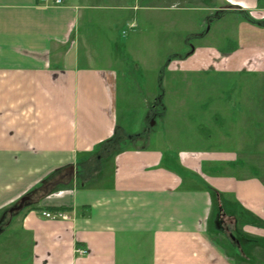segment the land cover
<instances>
[{
	"label": "crops",
	"instance_id": "obj_1",
	"mask_svg": "<svg viewBox=\"0 0 264 264\" xmlns=\"http://www.w3.org/2000/svg\"><path fill=\"white\" fill-rule=\"evenodd\" d=\"M245 9L262 17L264 0H0V264H264V79L239 81L242 108L226 81L199 98L176 90L170 115L164 84L263 74L264 24ZM136 65H157L162 91L130 131L118 84ZM204 98L215 110H185ZM116 132L125 146L81 184L78 167Z\"/></svg>",
	"mask_w": 264,
	"mask_h": 264
},
{
	"label": "rangeland",
	"instance_id": "obj_2",
	"mask_svg": "<svg viewBox=\"0 0 264 264\" xmlns=\"http://www.w3.org/2000/svg\"><path fill=\"white\" fill-rule=\"evenodd\" d=\"M181 13H182L183 17L184 16H192V17H194V15L192 14L193 12L181 11ZM217 32L218 31H217L216 27H214L212 35H215V33H217ZM229 32L232 35L234 33L236 34L237 29L234 28L233 25L229 26ZM212 35H211V37L209 36L208 39L211 40V42H213L215 44V42H217V40L215 41V38L218 37V36L215 35L213 37ZM193 40L196 41L197 39H193ZM161 57L164 60V62H167L168 59H169V56H167V55H161ZM138 66L143 68V70H144V72L146 74V77L143 76L144 73H141V71H136ZM160 73H161V69H159V67H157V65H136L134 67L133 74L130 77V79H131L130 86L126 85L127 80L124 77H120L119 78V84H118V97H119V100H118L119 112H118V114H119V116H118V121H119V123L121 125L126 127L127 130L138 131V130H140L142 128V123H143V120H144V116L143 115L145 114V112L142 110L143 103L145 102L143 99H145V97L147 96V94L149 92L156 93L157 90H159L160 92L162 91L161 87L158 84L159 83V78L158 77H159ZM140 78L144 79V82L148 81V83L151 84L150 86H144V87L141 86L142 91H140V87H138V85H137V83L140 81L139 80ZM190 78L197 79L196 83H195L196 84L195 86H191V85L187 86L180 79H179V81H180L179 84H177V81H175L176 86L168 85L167 82H166L167 80L164 81V84H166L165 85L166 93H167V95H166V97H167L166 98V104L168 106V113H169L168 115L171 114L173 109H176L175 108V102L173 100V97L176 94H178V95L181 94V96H186L187 98L193 97L194 95H196L198 97V95H204L205 93L209 94V92H212L211 90H213V89L217 90L218 88H220V87H217V86L212 87L211 85H214L215 83H217L215 81L222 80L220 82H224L225 83V81H226L225 85H228V87H226V88H228V94L227 95L231 97L230 100L232 102V100L236 99V97H237V99L241 98V96H239V95L241 93H243V88H245V87L239 86V81L240 80H244V79H246V80H256V79L260 80V79H264V73L260 74V72H259V73H254L253 74V73H248V72H241V73L235 74V73L215 72V71H212V70H208L201 77L200 76L199 77L198 76H192ZM205 79L213 80V82H211L210 85H207V86H204V87H200L198 85L199 84L198 81L202 82ZM176 90H177L178 93L175 94ZM205 90H206V92H204ZM239 92H240V94H239ZM128 93L136 96L133 99L132 103H131L132 105H135L134 112H132L133 115L131 117H128L127 116L128 113L126 111L124 112L122 110L123 109V104L125 103V98L124 97L126 95H128ZM225 93H227L226 90H225ZM202 100L203 101H201V100L200 101L199 100L188 101L186 103L185 110L191 111V112H197V113L208 111L209 107L207 108V105H212L211 101L209 102V99L205 100V98L202 99ZM232 103L237 106V102L236 101H234ZM249 104L252 105L251 103H249ZM236 106L233 107V108H231L230 106H229V108L226 107L225 110L227 108H228L227 110L229 112H231L232 110H237V107H239V105L237 107ZM239 108H242V107L240 106ZM209 110L213 111L215 109H209ZM160 128L162 129V122L160 123ZM188 128L191 129V131H192V134H190L189 136L190 137H194L195 135H193V132L195 130H197V132H199L203 128V126H200L199 123L198 124L195 123V125H190V126H188ZM202 134H205V133H202ZM165 141H167V143H165V145H168V144L171 145L170 143H172L171 137H170L169 140L166 138ZM184 141L187 142V140H184ZM138 142L142 143L143 141L139 140ZM182 143H183V141H182ZM224 205H225L224 206L225 208H229L227 203L224 202Z\"/></svg>",
	"mask_w": 264,
	"mask_h": 264
},
{
	"label": "trees",
	"instance_id": "obj_3",
	"mask_svg": "<svg viewBox=\"0 0 264 264\" xmlns=\"http://www.w3.org/2000/svg\"><path fill=\"white\" fill-rule=\"evenodd\" d=\"M244 13L253 22L264 24V21H257L253 19L251 16L248 15L246 11H244ZM124 138L125 137L122 134L116 132L113 135V137L103 142L102 145L99 147V150H97L93 154L92 156L93 160H91V165L86 164L87 162L84 164V167L82 168L84 169L85 172H83V169L81 170V168L78 167V174H80L81 184H84L94 174H97L100 172L101 166H102L100 161H102L105 158H110L112 155H114L116 152H118L125 146L126 139ZM48 208L51 210H56V209L68 210L69 209L67 207H48Z\"/></svg>",
	"mask_w": 264,
	"mask_h": 264
},
{
	"label": "built area",
	"instance_id": "obj_4",
	"mask_svg": "<svg viewBox=\"0 0 264 264\" xmlns=\"http://www.w3.org/2000/svg\"><path fill=\"white\" fill-rule=\"evenodd\" d=\"M42 5L50 6V5H59L62 3V0H39ZM249 16L257 21H264V16L256 17L253 12L249 9H245ZM42 215L48 219L52 220H69L72 219L71 215L63 210V209H56V210H42ZM76 251L80 254H86L87 250L84 248H78Z\"/></svg>",
	"mask_w": 264,
	"mask_h": 264
},
{
	"label": "water",
	"instance_id": "obj_5",
	"mask_svg": "<svg viewBox=\"0 0 264 264\" xmlns=\"http://www.w3.org/2000/svg\"><path fill=\"white\" fill-rule=\"evenodd\" d=\"M29 199H30L29 195H26V196L22 197L19 205L13 207L11 210L22 208L24 206V204L26 203V201H28Z\"/></svg>",
	"mask_w": 264,
	"mask_h": 264
},
{
	"label": "flooded vegetation",
	"instance_id": "obj_6",
	"mask_svg": "<svg viewBox=\"0 0 264 264\" xmlns=\"http://www.w3.org/2000/svg\"><path fill=\"white\" fill-rule=\"evenodd\" d=\"M30 199H31V197H30ZM30 199H29V200H30ZM29 200H28V201H29ZM28 201H26V203H27ZM19 203H20V202H19Z\"/></svg>",
	"mask_w": 264,
	"mask_h": 264
}]
</instances>
